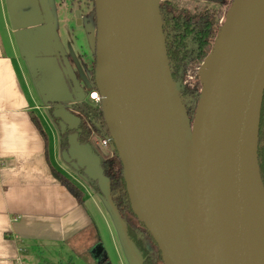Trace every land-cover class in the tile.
<instances>
[{
	"label": "water",
	"instance_id": "1",
	"mask_svg": "<svg viewBox=\"0 0 264 264\" xmlns=\"http://www.w3.org/2000/svg\"><path fill=\"white\" fill-rule=\"evenodd\" d=\"M11 1V25L24 47L21 59L31 73L39 71L31 80L46 87L54 77L50 54L38 39L41 24H30ZM95 10L94 77L105 125L122 163L131 209L164 264H255L256 203L260 191L264 196L257 154L264 0H235L228 11L204 60L192 126L170 70L159 0H95ZM45 27L47 49L58 57ZM69 100L53 96L44 106ZM52 115L62 130H75L81 122L62 106L54 107ZM62 157L96 182L130 264H142L92 145L80 144L77 133H71ZM150 158L158 182L149 175Z\"/></svg>",
	"mask_w": 264,
	"mask_h": 264
},
{
	"label": "crops",
	"instance_id": "2",
	"mask_svg": "<svg viewBox=\"0 0 264 264\" xmlns=\"http://www.w3.org/2000/svg\"><path fill=\"white\" fill-rule=\"evenodd\" d=\"M4 47L0 35V264H81L76 260L83 257L104 263L93 253L100 230L84 204L85 194L93 199L95 191L77 184L79 203L53 176L55 149L43 125L49 120L37 113L44 137L32 118L46 107H39Z\"/></svg>",
	"mask_w": 264,
	"mask_h": 264
},
{
	"label": "trees",
	"instance_id": "3",
	"mask_svg": "<svg viewBox=\"0 0 264 264\" xmlns=\"http://www.w3.org/2000/svg\"><path fill=\"white\" fill-rule=\"evenodd\" d=\"M212 1L219 2L220 7L224 6L226 13H228L235 2V0ZM159 7L170 70L179 91V96L187 118L192 126L204 83L201 72L197 69L211 53L219 31L224 24V21L220 20L222 11L219 8L213 9L212 11L191 14L187 10L174 7L168 0H160ZM189 75L193 76V79L186 81ZM91 77L94 80L93 69ZM93 89L97 90L95 84ZM73 107L78 112L76 115L81 120L78 128L75 130H62L58 123L59 119L52 115L54 107L47 109L50 118L59 129L60 152L67 149L68 136L71 133H77V140L80 144H90L93 134L100 132L106 126L100 102L96 104L89 98L86 100L83 97ZM32 118L44 135L40 119L36 115H33ZM257 154L261 180L264 187V90L260 110ZM49 166L55 179L79 203H82L83 191L80 187L50 163ZM100 166L103 169L104 175L110 181L113 202L126 223L125 231L129 240L136 246L142 256V264H164L161 252L156 244V249L153 252H150L146 247V240H151L152 242L154 240L131 209L123 177L122 163L115 148L112 155L100 158ZM78 172L83 174L82 170ZM88 182L94 191L101 194L95 181L88 180ZM130 218L133 219V222L129 220ZM96 237L98 240L99 237Z\"/></svg>",
	"mask_w": 264,
	"mask_h": 264
},
{
	"label": "rangeland",
	"instance_id": "4",
	"mask_svg": "<svg viewBox=\"0 0 264 264\" xmlns=\"http://www.w3.org/2000/svg\"><path fill=\"white\" fill-rule=\"evenodd\" d=\"M13 1L17 4V11L25 12L27 14L30 24H41V33L39 32L40 35L38 36V39L42 50L50 53V51L48 50L49 45L45 37V35L47 34L45 26L48 25V29L51 32L57 50L61 53H68L71 58L74 59V62L69 63V67L71 69H76V71L78 72L77 74L79 75V79L86 78L87 72L84 70V67L87 64L85 62H88L90 60L92 51L94 50V29L88 31V28L84 26V16L82 14L76 16L77 4L73 3L72 0ZM168 1L174 7L186 9L192 13H196L202 10H211L217 7L216 3L212 2L211 0ZM3 8L4 13L2 10ZM221 10L223 12L221 20L225 22L227 13L224 9V6L221 7ZM10 17L9 0H0V35L3 41V45L5 46V51L8 54L13 55V57L18 60L17 66L19 67V71L24 80V83L29 86L28 89L30 91V94L32 93L34 95L39 107H43L47 104L46 100L49 98V95L42 94L41 87L37 85V82L31 80L32 76L34 78L38 76L39 71L33 70V72L31 73V71H29V69L27 68L26 63L21 59V51L22 49L24 50V47H21L18 44V38L16 36L15 29L11 25ZM197 70L201 72V76L203 78L206 73L205 61L202 62L201 66ZM55 72L56 70L53 71V73ZM88 88L93 89V87H89L87 85L86 90ZM88 94L89 90H87L84 99H88ZM37 113H43L44 115L46 114V117L49 120L47 121L49 126L47 124L43 125L48 137V147L51 148V146H53L55 149V167L66 174L83 190H87V192H90L88 188L92 189V187L90 186L86 177L82 173L75 171L68 163L63 160L62 152H60L59 150V129L54 121L50 118L47 108H38L36 110L35 114L37 115V117H39V114ZM48 127L52 128V131ZM105 137H108V130L106 126L103 130L96 133L91 140L92 142H90L94 151L100 158L108 156V149L96 145L94 141ZM84 204L100 230L99 232L101 243H98L94 246L93 253L97 254L101 258H104V264H130L123 243L120 239L118 229L112 218L111 212L105 204L103 196L95 191L93 199H91L87 194H85ZM98 205L100 207V210ZM100 212H102V215ZM129 220L133 222V219L130 218ZM105 221L108 223V226L106 225ZM109 230L111 232H109ZM145 244L150 252L155 251L156 245L154 242H152L151 240H146ZM85 256H87V254ZM73 258L77 259L75 256H73ZM76 261L77 263L81 264H94V262L90 261L89 258L84 257L80 258L79 260L77 259Z\"/></svg>",
	"mask_w": 264,
	"mask_h": 264
},
{
	"label": "flooded vegetation",
	"instance_id": "5",
	"mask_svg": "<svg viewBox=\"0 0 264 264\" xmlns=\"http://www.w3.org/2000/svg\"><path fill=\"white\" fill-rule=\"evenodd\" d=\"M73 3L77 4L76 10L78 11V16L79 14H82L84 16V26L88 28V31L91 29H94V44L93 48L94 50L92 51L90 60L87 63L86 66L84 67V70L87 72V77L79 79V75L77 74L78 72L76 69H71L69 67L70 62H74V59L71 58V56L68 53H61L58 51L59 56L57 57L52 49H50V55H49V71L51 70L54 79L52 80L53 83L51 82L49 85L46 87L42 86V91L45 95H47V92L49 91L50 95L49 98H52L53 96L55 97H62V98H67L71 97V100L69 101H60L58 103H54L51 106L53 107H64L69 109L71 112L74 114L78 113L73 105L77 102L74 100V94L77 96L78 99L85 97V94L87 93V90H89V93L93 91L94 89L88 88L86 90L87 85L89 87H93L95 84V77L94 80H92V69L95 71V38H96V10H95V0H72ZM212 1V0H211ZM214 2V1H212ZM216 3V2H214ZM217 7L213 9H221L219 2L216 3ZM180 9V8H178ZM211 10H202L196 13H192L188 11L191 14H197L201 13L204 11H212ZM225 9V7H224ZM186 10V9H184ZM222 11V10H221ZM223 14V12H222ZM223 16V15H222ZM221 20V18H220ZM81 22V20H80ZM31 27H27V29H30ZM26 29V28H25ZM26 29V30H27ZM53 73V71H55ZM86 91V92H85ZM97 91V90H96ZM84 94V95H83ZM83 95V96H82ZM47 108V107H46ZM48 109V108H47ZM99 264H104V263H99Z\"/></svg>",
	"mask_w": 264,
	"mask_h": 264
},
{
	"label": "bare ground",
	"instance_id": "6",
	"mask_svg": "<svg viewBox=\"0 0 264 264\" xmlns=\"http://www.w3.org/2000/svg\"><path fill=\"white\" fill-rule=\"evenodd\" d=\"M155 166V159L150 158L147 162V169L150 177L158 182L157 170ZM256 222H257V231H256V242H255V264H264V196L262 192H259L257 203H256Z\"/></svg>",
	"mask_w": 264,
	"mask_h": 264
},
{
	"label": "built area",
	"instance_id": "7",
	"mask_svg": "<svg viewBox=\"0 0 264 264\" xmlns=\"http://www.w3.org/2000/svg\"><path fill=\"white\" fill-rule=\"evenodd\" d=\"M192 79H193V76L189 75L186 81H191ZM88 98L96 104H98L100 102V95H99V92L96 90L91 91L88 94ZM94 135L95 134H93L92 139H93ZM94 143L100 147L108 149V156L112 155L115 147H114V145L111 141V138L109 136L105 137V138H100L97 141H94Z\"/></svg>",
	"mask_w": 264,
	"mask_h": 264
}]
</instances>
